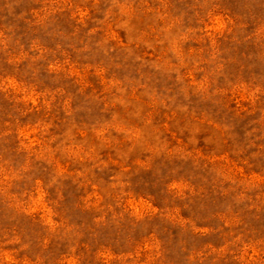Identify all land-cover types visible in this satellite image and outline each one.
<instances>
[{"label":"rangeland","instance_id":"1","mask_svg":"<svg viewBox=\"0 0 264 264\" xmlns=\"http://www.w3.org/2000/svg\"><path fill=\"white\" fill-rule=\"evenodd\" d=\"M0 264H264V0H0Z\"/></svg>","mask_w":264,"mask_h":264}]
</instances>
